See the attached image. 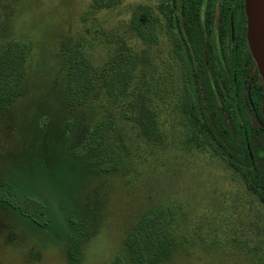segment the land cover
Returning a JSON list of instances; mask_svg holds the SVG:
<instances>
[{"label":"rangeland","instance_id":"1","mask_svg":"<svg viewBox=\"0 0 264 264\" xmlns=\"http://www.w3.org/2000/svg\"><path fill=\"white\" fill-rule=\"evenodd\" d=\"M157 4L0 0V58L25 45L14 93H0V264H264V205L219 158L184 146L160 90L151 92L160 143L124 119L117 99L69 90L75 59L97 71L125 46L170 71L167 37L147 46L131 28L146 8L162 25Z\"/></svg>","mask_w":264,"mask_h":264},{"label":"trees","instance_id":"2","mask_svg":"<svg viewBox=\"0 0 264 264\" xmlns=\"http://www.w3.org/2000/svg\"><path fill=\"white\" fill-rule=\"evenodd\" d=\"M164 3H161L162 25L151 9L146 8L135 15L131 28L147 46L156 44L161 34L167 37L171 47L172 60L168 65L171 72L161 75L158 69L157 73L148 49L137 54L125 46L97 71L87 59H75L69 90L75 98L82 100L101 93L117 99L124 119L132 122L140 135L156 143L162 142L165 135L158 127L151 92L154 88L160 90L164 101H172L171 111L184 128V146L208 151L246 181L248 172L256 169L251 164L256 154L250 139L253 131L234 121L225 106L231 78L222 67L206 64L198 56L195 40L187 34L185 38L183 29L175 26L172 8L164 9ZM24 52L25 45L15 42L0 58V93L5 97L14 93L22 75ZM155 94L156 91L153 96ZM102 123L100 119L90 130L85 145H92ZM5 202L32 217L29 211L13 201ZM27 202L35 201L29 199Z\"/></svg>","mask_w":264,"mask_h":264},{"label":"flooded vegetation","instance_id":"3","mask_svg":"<svg viewBox=\"0 0 264 264\" xmlns=\"http://www.w3.org/2000/svg\"><path fill=\"white\" fill-rule=\"evenodd\" d=\"M160 1L164 9L172 8L185 38L195 40L198 56L231 78L225 106L234 121L252 129L256 152L246 187L264 205V83L247 44L245 0H158V11Z\"/></svg>","mask_w":264,"mask_h":264},{"label":"water","instance_id":"4","mask_svg":"<svg viewBox=\"0 0 264 264\" xmlns=\"http://www.w3.org/2000/svg\"><path fill=\"white\" fill-rule=\"evenodd\" d=\"M247 44L264 83V0H245Z\"/></svg>","mask_w":264,"mask_h":264}]
</instances>
